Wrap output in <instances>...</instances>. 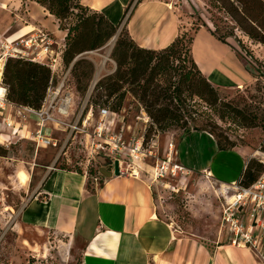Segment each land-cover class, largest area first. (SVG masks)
Returning <instances> with one entry per match:
<instances>
[{"label": "rangeland", "instance_id": "374dc122", "mask_svg": "<svg viewBox=\"0 0 264 264\" xmlns=\"http://www.w3.org/2000/svg\"><path fill=\"white\" fill-rule=\"evenodd\" d=\"M27 1L29 0H9L8 4H5V8H0V10L13 12L16 8V12L21 13ZM33 1L36 2V0ZM157 1L174 10L179 25L177 36H182L183 39L179 58L174 63V69L159 74L153 80L152 85L165 88L171 84H175L174 86L179 84L178 87L181 90H183L184 84L185 87L188 86L182 79H179V74L189 70L194 73L191 54L193 35L197 29L202 27L214 31L222 41L236 49L238 55L247 64L252 78L249 83L239 88H215L217 100L212 105L195 94L191 96L190 91L183 90V101L179 105L180 110L177 111L182 115L180 124L186 123L189 127L198 126L207 129L212 127L216 132H223L237 145L251 146L254 150L248 162L258 163L255 152L264 150V129L260 126L246 127L239 117L234 120L227 117L220 119V114H223L227 104H230L243 111L242 113L248 111L256 114L264 126V42L258 39L260 36L264 38V29L258 27L254 22H247L236 9L238 4L234 0ZM77 2L80 1H69L71 8L65 16L60 18L59 24L67 28L85 18L86 20L79 23L81 27L76 37L79 44L85 46L93 41V37L88 36L87 32L93 23L97 25L95 27H98L101 36L109 27L95 10L87 7L81 10L75 7ZM22 25L9 29L4 36L9 35ZM123 28L117 27L114 34L99 47L76 54L69 64L66 63L68 54H65L67 48L65 37L61 43L56 44L53 43L49 32L42 30L51 42L46 53L51 56L58 53L60 56V66L52 74V83L55 86L61 79H64L65 88L72 93L68 114L61 115L53 110L52 115L55 119L65 123L73 124L76 122L80 128L84 123L90 134L96 131L99 124H102L105 132L122 134L124 144L128 149H123L120 155L116 156L120 160L119 170L129 173L135 170L138 172L136 175L139 174L152 184L157 211L160 217L172 226L174 232L178 235L193 236L213 245L215 242H230L229 235L231 233L223 220V210L233 201V195L236 194L233 184L226 185L206 177V173L190 172L173 165L179 163L174 153L175 147L173 146V149L169 150L168 144L170 141L175 143L172 135L175 133L172 132L181 134L182 129L174 127L164 132L154 133L150 131L149 126L153 120L147 109L148 106L153 107L152 98L149 97L150 95L143 97L142 89L139 88L142 81L139 84L122 83V90L126 91V95L116 114L110 113L107 107L111 106L115 99L110 98L105 104L100 101V106L90 104L91 95L95 96L96 94L93 90L97 81L113 74L116 70L117 65L112 56V51ZM36 31L12 40L0 36V40L6 38L12 43L21 38L30 37ZM64 31L66 32V30ZM6 58L3 61V70ZM24 59L32 60L31 58ZM38 63L47 66L49 58L46 57ZM84 73L88 74L82 75ZM192 76L194 79L192 89L204 91L200 75L195 73ZM174 86L172 85L170 90ZM211 96L214 98V95ZM206 97H208L207 94ZM104 98L105 96L102 99ZM142 98L145 100L143 101ZM213 98L211 100L214 102L215 99ZM95 99L92 97V100ZM172 102L175 104V101ZM159 106H168L169 109H174L167 100L162 101L154 108ZM102 109L107 110V112L103 113ZM35 122L36 120L32 115L25 122L30 133L35 127ZM54 126L53 123L49 122L44 131L46 135L57 140L56 146L49 145L36 148L35 142L29 134L24 137L15 136L7 146L0 145V264H81L78 253L68 251L67 236L49 231L43 235L45 239L40 246L30 249L24 241L26 233L29 232H24V234L21 228L15 226L18 211L29 199L28 191L26 192L24 186L28 183L32 185L36 176L50 170L49 168L60 166L75 169L87 167V171L89 168L96 171L97 167H100V169L102 168L101 171L104 172L106 166L111 161H115L113 159V157L115 158L114 154H96L94 151L90 153L89 143L86 144V149L84 145H79L78 142H89L90 140L87 136L81 137V132L72 133L75 137L69 138L65 142L67 130L63 132L61 127L55 129ZM168 133L172 134L169 135ZM166 135L171 137L169 141H167ZM97 139L95 137V140ZM137 141L141 142L140 149L145 155L130 154L129 148L134 146ZM168 156L170 157V164L166 171L158 172L162 164L166 166ZM86 159L89 161L87 162ZM97 184L92 178H89V187ZM240 217L246 220V208L241 211ZM261 246L259 250L264 251V233Z\"/></svg>", "mask_w": 264, "mask_h": 264}, {"label": "crops", "instance_id": "0c3cea01", "mask_svg": "<svg viewBox=\"0 0 264 264\" xmlns=\"http://www.w3.org/2000/svg\"><path fill=\"white\" fill-rule=\"evenodd\" d=\"M8 1L0 0V8ZM79 1L112 24L119 23L140 47L162 49L179 33L174 10L157 0ZM40 29L48 31L56 44L66 35L58 19L33 0L26 2L21 13L16 8L13 12L0 10V36L12 40ZM191 54L201 75L215 88H239L252 78L236 49L208 28L195 31ZM172 133L168 134L175 139L177 162L185 170L206 173L226 185L235 184L254 150L247 145L220 150L204 130ZM49 169L36 176L32 185L24 186L29 199L15 221L23 233L29 232L24 241L30 249L40 246L43 235L52 231L68 237V251L78 253L81 264H264V258L248 246L213 245L176 234L157 211L152 184L135 170L115 175L112 161L104 172L97 167L91 175L83 168ZM92 175L99 182L89 187Z\"/></svg>", "mask_w": 264, "mask_h": 264}, {"label": "trees", "instance_id": "16d2710c", "mask_svg": "<svg viewBox=\"0 0 264 264\" xmlns=\"http://www.w3.org/2000/svg\"><path fill=\"white\" fill-rule=\"evenodd\" d=\"M69 1L70 0H36V2L44 6L49 13L58 19V24L60 18L65 16V14L68 13L71 8ZM234 1L238 4L236 9L246 19L247 22H254L256 25H258V27L264 29V0ZM79 3L80 2H77L75 7L84 10L85 6ZM130 5L131 4H129V6ZM129 6L126 8V11L128 10ZM99 14L109 28L104 33V35L101 36L98 27H95L97 25L93 23L91 28L87 30L88 36L93 37V41L89 45H80L78 38H76L81 27L79 23H81L82 20H86L85 18L79 21L77 24L67 28L62 27L59 24L60 29L66 30L65 40L67 48L65 50V54H68L66 57L67 64L71 62L72 58L76 54L85 50H91L99 47L106 39L111 37L114 34L116 28L119 27V23L112 24L105 16H103L101 13ZM123 29L117 37L112 51V56L117 65L116 70L113 74L97 81L93 90V92H96V94L95 96L91 95L90 104H98L100 106V101H102V104H105L110 98L115 99V102H113L111 106L107 107L108 110H110V113L116 114L122 106V102L126 95V91L122 90V83L127 82L130 84H139L142 81V84H139V88L142 89L141 91L143 93V97H145V95H150L149 97L152 98L151 100L153 107L148 106L147 109L148 114L153 120L149 126L150 131L154 133L164 132L176 127L182 129L181 134L183 135L193 129L204 130L213 136L218 149L229 150L234 148L237 144L229 136L223 134V132H216L214 129H212V127L207 129L205 127L198 126L189 127L186 125V123L180 124V118L182 115H180V112L177 111L180 110L179 105L183 101V90L190 91L191 96L195 94L200 98L207 100L210 105L215 104L217 100L215 87L211 85L203 75H201L193 59L192 68L194 67V73L191 72L192 70H189L186 73L179 74V79H182V81L188 85L185 87L184 84L183 90L178 87L179 84H177V86H174L175 84H171L165 88H159L157 85H152L153 80L159 74H164V72H167V70L174 69V63L179 58L183 37L176 36L164 48L155 50L140 47L130 37L128 31L125 28ZM212 33L215 34L214 31H212ZM258 39L264 42L263 37L260 36ZM75 65L76 63L74 66ZM195 73L200 75V80L203 83L204 91L200 92L194 91L192 89L191 86L194 83L192 75ZM87 74L88 73H84L82 75ZM51 79V71L44 64L24 58L8 57L5 60L2 81L7 88V98L15 103L39 108L45 99ZM172 85L174 87L172 90H170ZM206 94L208 97H206ZM211 95H214V98ZM104 96L105 98L102 99ZM92 97L94 99L97 97V99L92 100ZM212 98L215 99L214 102L211 100ZM166 100L173 105L174 109H169L168 106H159L154 108L156 105H159V103ZM172 101H175V104ZM242 112L243 111L238 110V108L227 104L225 110H223V114H220V119L227 117L234 120L239 117L242 124L246 127L260 126L262 129H264L263 122H261V119L258 120L256 114H252L248 111H244V113ZM214 127H216V124H214ZM258 163L254 161L246 162L238 179L236 180V184L238 186L246 187L256 181L263 170V166ZM60 167L66 168L63 166ZM88 172L89 175H91L95 172V170L89 168Z\"/></svg>", "mask_w": 264, "mask_h": 264}, {"label": "built area", "instance_id": "2783aa9c", "mask_svg": "<svg viewBox=\"0 0 264 264\" xmlns=\"http://www.w3.org/2000/svg\"><path fill=\"white\" fill-rule=\"evenodd\" d=\"M49 37L42 30H37L35 34L27 38H21L15 42L9 41L4 38L0 40V145H9L15 136L24 137L30 135L35 142L36 148L46 146H56L57 140L45 134V129L49 122L53 123L54 128L60 129L67 133L65 134V142L69 138H74L75 132H81V137H89V142H78L79 145H84L86 149L89 143L90 150L96 154H114L113 159L118 161V169L120 160L116 158L120 155L123 149H128L124 144L122 134H110L105 132L102 124L96 128V131L90 134L82 123V128L78 127L76 122L73 124L65 123L59 119H55L52 111L55 110L61 115H66L69 112L70 103L72 100V93L65 88V80L61 79L55 86L50 81V86L47 89L45 99L39 108H34L27 105L15 103L7 98V88L2 81L3 61L6 57L15 58H31L32 60L42 62L44 58H49L47 66L51 69V74L60 66V56L58 53L51 56L46 52L49 49ZM38 42V43H37ZM38 46V47H35ZM33 47V48H32ZM32 49V50H31ZM52 51V50H51ZM50 51V52H51ZM32 55H29V54ZM103 113L107 110L102 109ZM35 118V127L32 128L30 133L27 130L25 122L29 116ZM30 130V129H29ZM44 131V132H43ZM95 137L98 139L95 140ZM173 142L168 144L169 150L173 149ZM141 142L137 141L134 146L129 148L130 154L137 156L145 155L140 149ZM257 161L263 166V170L254 183L249 186L242 187L233 184L235 193L233 201L227 205L223 210V220L228 225L230 231V243L235 245H243L253 248L264 258V251L259 250L264 233V150H257L255 152ZM89 156V154H88ZM105 156V155H104ZM88 162L89 159H86ZM165 163V162H164ZM170 164V157H167V164H162L159 171H166L167 166ZM177 168H183L179 164H173ZM80 168V167H79ZM84 170L87 167H81ZM158 169V167H156ZM172 171V170H171ZM122 170H119L121 173ZM94 183L99 182L97 175L91 176ZM246 208V220L241 219V211ZM262 247V246H261ZM260 247V248H261Z\"/></svg>", "mask_w": 264, "mask_h": 264}, {"label": "water", "instance_id": "95a60500", "mask_svg": "<svg viewBox=\"0 0 264 264\" xmlns=\"http://www.w3.org/2000/svg\"><path fill=\"white\" fill-rule=\"evenodd\" d=\"M113 172H114L115 175L119 174L118 161L117 160H115L113 162Z\"/></svg>", "mask_w": 264, "mask_h": 264}]
</instances>
